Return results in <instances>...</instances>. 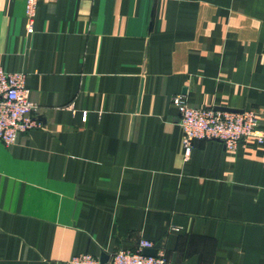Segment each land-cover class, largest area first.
<instances>
[{
  "label": "crops",
  "instance_id": "crops-1",
  "mask_svg": "<svg viewBox=\"0 0 264 264\" xmlns=\"http://www.w3.org/2000/svg\"><path fill=\"white\" fill-rule=\"evenodd\" d=\"M0 0V67L40 128L0 141V264H66L151 242L166 264H264V141H196L195 108L264 134V0ZM86 113L85 121L82 114Z\"/></svg>",
  "mask_w": 264,
  "mask_h": 264
},
{
  "label": "built area",
  "instance_id": "built-area-1",
  "mask_svg": "<svg viewBox=\"0 0 264 264\" xmlns=\"http://www.w3.org/2000/svg\"><path fill=\"white\" fill-rule=\"evenodd\" d=\"M40 0H26V32L33 33L37 5ZM26 74L9 73L0 67V141L6 147L16 143L19 135L29 130L40 128L34 119L36 106L29 100L25 88ZM170 103L176 108L181 128L182 155L187 160L194 142L216 140L228 151H235L240 142L253 139L263 143L264 134L258 128V118L252 111L229 113L213 108H195L189 106L184 95L172 96ZM86 113L82 114L85 121ZM152 244L141 240L134 251L118 250L109 256L106 264H166L165 256L159 252L156 256H145L144 249H151ZM66 264H101L98 258L80 254L70 258Z\"/></svg>",
  "mask_w": 264,
  "mask_h": 264
},
{
  "label": "water",
  "instance_id": "water-1",
  "mask_svg": "<svg viewBox=\"0 0 264 264\" xmlns=\"http://www.w3.org/2000/svg\"><path fill=\"white\" fill-rule=\"evenodd\" d=\"M214 110L220 111V112L241 113V111H235V110H230V109H226V108H214ZM142 254L145 256H156L155 252L153 250H150V249H144ZM108 259H109V256L101 255L99 258V261L101 264H106Z\"/></svg>",
  "mask_w": 264,
  "mask_h": 264
}]
</instances>
